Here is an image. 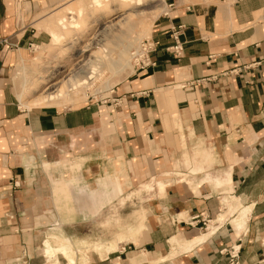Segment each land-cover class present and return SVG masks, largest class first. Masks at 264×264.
I'll use <instances>...</instances> for the list:
<instances>
[{
	"label": "crops",
	"instance_id": "1",
	"mask_svg": "<svg viewBox=\"0 0 264 264\" xmlns=\"http://www.w3.org/2000/svg\"><path fill=\"white\" fill-rule=\"evenodd\" d=\"M64 1L0 0V264H264V0H166L154 66L106 108H22L11 69ZM33 140L90 158L51 181ZM104 165L124 205L147 198L139 227L124 212L114 231V197L94 195Z\"/></svg>",
	"mask_w": 264,
	"mask_h": 264
},
{
	"label": "rangeland",
	"instance_id": "2",
	"mask_svg": "<svg viewBox=\"0 0 264 264\" xmlns=\"http://www.w3.org/2000/svg\"><path fill=\"white\" fill-rule=\"evenodd\" d=\"M87 1L88 0H66L61 2L52 10L47 19L36 26L39 32H45L47 34V40H45L43 44H35L26 51V54L23 53L25 59L22 60L19 58L11 69L13 89L22 108L26 107L23 106L19 99L20 95L23 101H31L36 97L54 93L61 87L62 83L67 82L73 76H77L78 78L80 76H86L89 70L88 61H94L93 53L100 55L102 50L109 53L108 62L115 64L114 69H119L121 66H124V72L119 76L114 75L110 71L104 73L101 77L102 81L100 78L96 79L97 81L95 80L91 88L85 92L86 99L82 103L77 105L68 103L62 106H53L59 111L76 109L90 104L100 105L106 108L108 102L112 100L113 92L120 88L126 79L134 73L131 54L136 51L143 40L150 38L147 34H145L147 36L142 35L141 31H143L144 24L149 21L156 11L161 12L162 9L165 10L166 0H148L134 6H130V4L122 5L119 0H102L100 1V8H90L82 17L77 16V13L74 12L75 16L73 17L76 18L75 22L72 24L68 22L63 23V25H66L67 30H61L59 22L63 19H67V10L70 8L75 9L77 4ZM164 13L161 12L157 19ZM99 17H101V20H97ZM95 20L96 22H93ZM154 22L151 31H153ZM78 23L80 28H74L73 25ZM52 28H56L64 34L63 39L57 45L52 43L50 37L49 31ZM125 61L127 62V66H125ZM33 141L37 142L39 146H42L41 148L47 145L44 151L39 150L41 158H39L40 161L38 160V166L40 172L44 173V176L51 181L58 180V177L55 176L56 170H53V167H58L59 164L62 166L69 165L68 167L75 170L80 167L82 162L84 163L85 160L90 158L79 159L78 164L71 162L78 159V157H70V154H73L74 151L73 140ZM59 145L62 147L68 146L67 151H70L69 154H65L67 152H64V150L60 151ZM43 152L47 153L48 156L50 155V159L41 156ZM58 154H61L62 162H58ZM52 159H56L57 162L51 163L53 162L51 161ZM47 160H50V162H47ZM50 169L52 171H50ZM104 169V173L101 174L99 182L97 183L99 187L98 194L95 192L94 195L104 198L108 196L114 197L115 204L110 205L116 219L114 231L122 232V228L119 226V223L121 224L119 218L122 217L121 215H123L124 212L125 214H130L131 227H139L141 222L143 223V219L140 218L141 211L138 209L137 204L133 203V200L145 201L147 198L142 197L138 192L131 194L130 197L127 195L126 198L127 201L130 202V206L124 205V200L122 198L124 197L123 193L113 194L112 192H108L106 188L107 181L114 184L116 187L120 185L119 181L121 179V174H105L108 169L106 165H104ZM70 175L74 176V173ZM87 180H89V178H87ZM67 191L71 190L67 189ZM81 195L86 196L87 194L82 193ZM104 207L107 206L104 205ZM242 215L245 214L243 213ZM241 224V226L237 225L236 228H243L246 225V221ZM100 240L102 239L100 238ZM63 241L65 242L66 240L63 238ZM79 254L83 256L85 251Z\"/></svg>",
	"mask_w": 264,
	"mask_h": 264
},
{
	"label": "bare ground",
	"instance_id": "3",
	"mask_svg": "<svg viewBox=\"0 0 264 264\" xmlns=\"http://www.w3.org/2000/svg\"><path fill=\"white\" fill-rule=\"evenodd\" d=\"M86 1V0H85ZM100 1L102 0H88L85 3H79L77 6H75V9H68L67 10V19L62 20L59 22V25H61V30H67L66 25H63V23L68 22L69 24H72L75 22V19L73 16H75L74 12L77 13V16L82 17L85 12H87L90 8H100ZM148 0H119V2L122 5H129L134 6V5H139L142 2H145ZM162 8V7H161ZM163 12V11H161ZM160 11H156L153 16L149 19L146 24L143 26V31L142 35H149L151 26L153 22L157 19L159 14L161 13ZM97 20H101V17H99ZM93 22H96L93 21ZM92 22V23H93ZM81 23V22H80ZM74 28L79 29V23L73 25ZM50 37L52 39V43L58 44L61 42V40L64 37V34L61 31H58L56 28H52L49 31ZM145 35V36H147ZM108 52L105 50H102L100 55L93 53L94 61L89 60V70L87 71L86 76H80L79 78L77 76L71 77L67 82L62 83L61 87H59L54 93L47 94V95H42L40 97H36L31 101H23L22 96L20 95L19 99L21 100L23 106H25L27 109L31 108H41V107H46V106H53V105H58L62 106L65 104H72V105H77L79 103H82L86 99V94L85 92L91 88L93 85L94 81L96 79H101L102 81V75L104 73L110 71L114 75H121L124 72L125 68L124 66L120 67L119 69H114L115 64L108 62ZM92 58V57H91ZM22 59V58H20ZM120 59V58H119ZM23 60V59H22ZM121 61V60H120ZM119 62V61H118ZM125 66H127V62L125 61ZM119 65V63H118ZM117 65V66H118ZM97 81V80H96ZM100 81V82H101ZM64 82V81H63ZM31 84V83H30ZM29 84V85H30ZM99 84V83H98ZM98 86V85H97ZM96 87V86H95ZM27 89V88H26ZM244 220V215L241 214V217L238 219V223H242ZM96 249L101 248L99 246H94ZM92 249V247H90ZM48 253V251H47Z\"/></svg>",
	"mask_w": 264,
	"mask_h": 264
},
{
	"label": "built area",
	"instance_id": "4",
	"mask_svg": "<svg viewBox=\"0 0 264 264\" xmlns=\"http://www.w3.org/2000/svg\"><path fill=\"white\" fill-rule=\"evenodd\" d=\"M174 40L176 42V45L170 50H172L175 55H179L181 50L177 43V38L175 37ZM154 49H155V44L149 38L147 40H143L140 46L136 49V51L131 54L132 62L134 65L133 67L134 73L146 71L152 66H154V63L151 61V57H150ZM192 87H195V84L190 85V88ZM233 252H235L234 249ZM235 257L236 256L234 255V257L232 258L235 259Z\"/></svg>",
	"mask_w": 264,
	"mask_h": 264
}]
</instances>
